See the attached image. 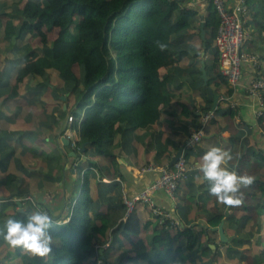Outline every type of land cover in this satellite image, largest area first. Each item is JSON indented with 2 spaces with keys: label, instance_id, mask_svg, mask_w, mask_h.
<instances>
[{
  "label": "crops",
  "instance_id": "obj_1",
  "mask_svg": "<svg viewBox=\"0 0 264 264\" xmlns=\"http://www.w3.org/2000/svg\"><path fill=\"white\" fill-rule=\"evenodd\" d=\"M32 2L37 0H0V228L6 218L23 219L37 206L53 217L56 226H66L83 200L81 211L98 226L112 211L126 212L125 198H134L149 187L159 177L157 169L172 167L178 153L184 152L193 120L183 112L179 102L195 108L202 116L210 98L214 120L200 145L185 151L189 171L177 199L161 191L154 196V202L177 223L170 230L173 235L190 228L203 235L194 252L189 253L186 248L178 252L183 264H254L259 245L253 230L248 233L251 241L231 244L236 235L235 223L246 213L218 203L209 195L206 183L194 181L196 175H202L197 166L211 146L232 153L233 159L227 167L238 174L245 155L253 162L257 156L262 157L261 167H264V124L259 122L258 99L248 93L255 79L254 67H244L242 82L232 99L225 102L218 99L215 103V97L220 98L228 89L223 86L219 93L209 87L207 63L212 61L218 66L217 49L214 44V53L206 50L205 28L204 36L201 29L204 20L193 21L197 28L183 45L188 54L159 71L162 77L172 81L174 97L160 108L158 118L146 127L122 122L116 135L105 133L109 136L101 144L84 143L85 148L84 144L80 147L79 132L76 137L79 150H76L66 137L70 127L68 118L82 101L73 90L74 84L67 83L54 68L43 73L25 72L28 65L42 56V38L33 36L26 25L24 11ZM197 3L202 7V18L208 15L207 0ZM246 29L249 38L245 50L259 56V72L264 75V0H254V9L249 8ZM74 73L82 78L78 66ZM231 106L238 113L232 118L228 115ZM86 109L80 110L76 118L82 121ZM75 126L79 129L77 123ZM149 167L154 170L147 171ZM125 216L126 213L121 220L124 224L130 219ZM131 217L132 229H126L124 224L111 229L107 243L99 248L97 257L89 258L91 262L155 264L162 261L164 249H152V239L161 229L158 218L144 204L138 205ZM214 221L218 224L213 225ZM221 224L228 243L221 241L216 230ZM244 225L253 226L250 222ZM181 239L186 243V237ZM254 243L258 246L254 247ZM176 247L173 246L172 253ZM54 259V249L45 261L0 242V264H54Z\"/></svg>",
  "mask_w": 264,
  "mask_h": 264
},
{
  "label": "trees",
  "instance_id": "obj_2",
  "mask_svg": "<svg viewBox=\"0 0 264 264\" xmlns=\"http://www.w3.org/2000/svg\"><path fill=\"white\" fill-rule=\"evenodd\" d=\"M198 1L37 0L27 4L24 11L28 21L26 25L33 36L42 38V56L28 65L25 72L43 73L45 69L54 68L67 83L74 84L73 90L82 100L74 115L79 116V111L87 108L81 123L80 147L84 143L101 144L104 137L120 131L122 122L133 127H146L158 118L160 108L174 97L172 81L162 77L159 71L177 63L181 55L188 54L183 45L197 28L193 21L204 20L205 48L215 52L213 45L220 19L211 0H207L208 15L202 18V7L198 6ZM247 4L251 10L254 9V0H247ZM215 58L218 66L212 61L207 63L209 87L219 93L220 88L227 87L224 95L232 99L238 87L229 86L222 76L217 50ZM75 66L82 71V78L76 77ZM256 73L257 70L254 75ZM179 104L193 120V128L199 129L202 116L195 108ZM207 104L203 114L212 111L210 98H207ZM228 112L230 118L238 114L232 106ZM259 122L264 124V116ZM262 160L257 156L253 162L244 156L239 175L251 176L254 182L242 189L243 203L233 206L235 211L246 215L236 221V235L231 244L251 241L248 233L253 230L259 245L254 264H264ZM84 202L78 203L76 214L68 225L52 229L54 264H96L89 258L98 256L99 248L107 243V233L111 229L124 224L121 220L126 212L112 211L98 226L81 211ZM131 218L124 224L126 229L134 226ZM248 222L253 226L244 225ZM212 224L217 225L218 221ZM181 236L186 237V243ZM202 236L194 228L173 235L166 224L161 225L152 239V249H164V256L155 264H183L178 252L184 248L189 253L194 252L201 244ZM174 245L177 247L172 253ZM205 247L212 251L209 246Z\"/></svg>",
  "mask_w": 264,
  "mask_h": 264
},
{
  "label": "built area",
  "instance_id": "obj_3",
  "mask_svg": "<svg viewBox=\"0 0 264 264\" xmlns=\"http://www.w3.org/2000/svg\"><path fill=\"white\" fill-rule=\"evenodd\" d=\"M214 5L220 25L214 44L219 53V70L222 76L228 81L229 86L238 87L243 79V70L246 65H252L257 70L255 79L248 88V93L256 97L259 102L258 116H264V75L259 72L260 59L256 54H251L245 50V44L249 38L246 29V19L249 10L247 0H211ZM225 102L230 100L229 97L222 94L219 98ZM261 109V110H260ZM214 119L212 111L204 113L201 117L202 126L199 129L192 130L184 145V152L172 167L157 169L159 177L151 183L149 187L144 189L134 198H125L126 216L125 219L131 217L136 208L140 204L148 205L153 215L158 218L160 225L173 231L177 226L172 215L164 209L156 206L154 196L156 193L163 191L171 199H177V192L181 183L186 180L189 171V161L185 151L195 150L206 136L209 123ZM81 121V120H80ZM80 121L74 115L68 118L69 128L66 137L71 142L73 149L79 150V141H76L80 132ZM79 122V123H78ZM78 123V128H76ZM147 171H153L154 168L149 167Z\"/></svg>",
  "mask_w": 264,
  "mask_h": 264
},
{
  "label": "clouds",
  "instance_id": "obj_4",
  "mask_svg": "<svg viewBox=\"0 0 264 264\" xmlns=\"http://www.w3.org/2000/svg\"><path fill=\"white\" fill-rule=\"evenodd\" d=\"M82 121L78 122L80 127ZM232 159L229 150L211 146L197 166L202 175L194 177L195 182L206 183L209 195L226 207L240 206L243 203L242 189L254 182L253 177L239 175L227 167ZM56 223L48 212L37 206L23 219L6 218L3 228H0V242L10 249H19L34 258L47 261L53 251L52 229Z\"/></svg>",
  "mask_w": 264,
  "mask_h": 264
},
{
  "label": "water",
  "instance_id": "obj_5",
  "mask_svg": "<svg viewBox=\"0 0 264 264\" xmlns=\"http://www.w3.org/2000/svg\"><path fill=\"white\" fill-rule=\"evenodd\" d=\"M203 28H204V25L201 26V29H202V35L204 36V30H203ZM204 78L206 79V76H204ZM218 99H219V96L217 95V96L215 97V103L218 102ZM65 141H66L67 144H69V141H67V140H65ZM85 147H86V144L83 145V148H85ZM182 153H183V150L180 151V152L178 153V155H177L175 161L173 162V164H175V163L177 162V160L180 158V156L182 155ZM216 230H218V232H219V234H220V239H221V241H222L223 243H228V242H229V238L225 235V232H224V229H223V224H221V225L219 226V228L216 229Z\"/></svg>",
  "mask_w": 264,
  "mask_h": 264
},
{
  "label": "rangeland",
  "instance_id": "obj_6",
  "mask_svg": "<svg viewBox=\"0 0 264 264\" xmlns=\"http://www.w3.org/2000/svg\"><path fill=\"white\" fill-rule=\"evenodd\" d=\"M254 247H256V246H258L256 243H254V245H253Z\"/></svg>",
  "mask_w": 264,
  "mask_h": 264
}]
</instances>
